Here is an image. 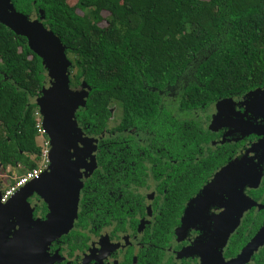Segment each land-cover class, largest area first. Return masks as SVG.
<instances>
[{
	"label": "trees",
	"instance_id": "16d2710c",
	"mask_svg": "<svg viewBox=\"0 0 264 264\" xmlns=\"http://www.w3.org/2000/svg\"><path fill=\"white\" fill-rule=\"evenodd\" d=\"M11 3L17 13L42 17L43 26L59 38L65 53L73 57L68 71L75 73L69 87L77 90L81 81L90 87L81 116L91 120L97 132L106 129L115 134L112 142L118 146L113 148L111 163L107 156L98 154L102 171L95 173L99 176L96 182L90 180L98 193L83 198L85 204L95 207L87 208L86 218L101 226L114 222L120 225V218L142 210L136 206L131 213L125 212L127 202L119 191V185L124 184L121 177L117 181L119 175L143 172V165L127 173L122 171L121 161H130L122 157L121 149L135 143L132 136L122 134L125 129L134 127L139 133L148 129L155 139L175 145L176 153L182 146L196 151L202 137L200 128L194 120L180 121L177 114H183L184 119L189 109H198L203 101L241 95L264 85V0H77L73 6L67 0ZM42 61L25 36L0 22L3 171L17 169L21 175L38 167L41 148L35 113L45 80ZM185 82L181 95L165 106L160 98L167 86ZM113 104L122 110V117L118 125L108 128ZM146 161L153 164L151 158ZM199 175H190L193 187L203 184L196 179ZM185 184L180 183L176 189L177 202L185 199ZM192 193L186 192L189 196ZM179 214L178 206L162 212V220L153 223L149 231L153 245L158 237L160 245L166 246ZM257 226L241 228L236 248L243 247ZM153 248L148 247L150 254ZM251 258L253 261L247 264H264V246Z\"/></svg>",
	"mask_w": 264,
	"mask_h": 264
},
{
	"label": "flooded vegetation",
	"instance_id": "af4514ba",
	"mask_svg": "<svg viewBox=\"0 0 264 264\" xmlns=\"http://www.w3.org/2000/svg\"><path fill=\"white\" fill-rule=\"evenodd\" d=\"M193 83L198 81L194 80ZM186 84L167 86L160 98L161 102L165 106L175 102ZM256 89L263 90L264 85L252 91ZM247 93L203 101L198 109L187 111L188 117L179 119L189 122L194 120L200 128L198 131L202 137L196 145V151L190 148L185 150L182 146L180 152L176 153L175 145L155 139L148 129L143 133L136 132L134 127L123 131L122 134L132 136L135 143L133 146L127 143L121 149L122 157L130 161L128 164L121 161L122 171L127 173L129 169L143 165V172L141 175H119L117 181L121 177L124 182L119 185V191L127 202L125 212L131 213L136 206L142 210L133 216L126 214L123 219L120 218V225L114 222L101 226L86 218L87 208L91 206L85 204L83 198L98 193L97 186L90 182H96L99 176H95V173L102 171L98 154L107 156L105 158L111 163L113 148L118 145L112 142L115 134L106 129L97 132L91 120L81 116L80 111L86 108V104L78 107L74 113L76 128L62 129L58 136L56 171L43 180L46 193L49 194L60 185L73 189L75 184L69 185L68 179H79L81 186L77 214L70 231L47 245L42 264H203L204 259L207 260L206 264H216L214 262L218 261L220 255L224 262L237 259L242 249L236 248L241 228L245 226L249 229L258 225L247 240L248 243L264 223V94L255 93L248 97ZM220 101L223 102L221 112L212 124ZM160 109L159 104L158 112ZM121 117L122 110L116 125L120 123ZM147 158H151L153 164L146 161ZM48 167L49 163L44 173ZM116 168L120 170L121 166ZM117 169L112 168L114 171ZM194 172L200 174L196 179L203 182L199 188L193 187L191 182L190 175ZM218 177L220 179L211 185ZM130 181H137L138 184ZM182 182L186 183L183 193L185 199L177 202L175 192ZM186 192L192 194L189 196ZM108 195L111 196L110 190ZM240 195L249 199L252 205L242 212L238 226L222 245L225 230L234 226L244 206L243 202L240 203ZM27 200L33 210V220L45 221L49 208L44 199L32 194ZM167 206L174 209L178 206V224L172 227V237L166 246L160 245L158 237L154 238L153 245L149 231L153 223L155 225L162 220V212ZM133 218L135 223L131 222ZM183 220L186 229L180 230ZM199 242L203 244L201 254H179L191 250L197 252ZM150 246L154 247L153 254L148 251ZM252 261L251 258L248 263Z\"/></svg>",
	"mask_w": 264,
	"mask_h": 264
},
{
	"label": "water",
	"instance_id": "95a60500",
	"mask_svg": "<svg viewBox=\"0 0 264 264\" xmlns=\"http://www.w3.org/2000/svg\"><path fill=\"white\" fill-rule=\"evenodd\" d=\"M28 16L17 13L11 0H0V22L18 35H23L28 40V46L42 59V64L47 71L42 94L37 98L38 112L41 116L42 127L50 143L49 167L47 172L21 187L7 202H0V264H42L44 250L47 245L68 233L73 226L77 214V204L81 181L68 179L70 187L61 185L54 188L53 193H46L43 180L55 173L57 166L58 136L61 130H74L76 128L74 113L78 107L86 104L90 87L81 81L79 89L69 88V71L71 62L67 59L65 47L59 38L49 30H45L42 23L30 22ZM42 19V17H41ZM38 20V19H37ZM264 94V89L250 91L246 95ZM222 101L218 102L217 110L212 124L219 117ZM58 154V153H57ZM228 169L224 171V174ZM220 178L214 179L210 184H215ZM65 191L66 193H62ZM59 192H61L59 194ZM37 194L44 199L49 208V214L45 221L33 220L32 208L28 197ZM243 196V194L241 193ZM240 195V203L244 206L240 209L237 220L230 229L225 230L222 245L233 229L238 226L242 212L252 203L245 196ZM1 199V194H0ZM228 214V212L226 213ZM238 214V212H237ZM184 220L180 230H185ZM178 234H182L179 233ZM264 245V223L255 236L242 247L237 259L224 262L221 255L216 264H247L251 257ZM203 244L199 242L198 251L189 253L180 252V255L201 254ZM203 254H206L203 252ZM210 255V254H208ZM212 259L211 257H209ZM207 260L204 259L206 264Z\"/></svg>",
	"mask_w": 264,
	"mask_h": 264
},
{
	"label": "built area",
	"instance_id": "2783aa9c",
	"mask_svg": "<svg viewBox=\"0 0 264 264\" xmlns=\"http://www.w3.org/2000/svg\"><path fill=\"white\" fill-rule=\"evenodd\" d=\"M35 116L37 122L36 129L38 132V138H40L39 146L41 148L38 167L19 175L14 179L12 184L4 188L1 194V203L7 202V200L12 195H14L21 187L26 185L28 182L37 179L49 163V140L46 136L45 130L42 127L41 116L38 111L35 113Z\"/></svg>",
	"mask_w": 264,
	"mask_h": 264
},
{
	"label": "rangeland",
	"instance_id": "374dc122",
	"mask_svg": "<svg viewBox=\"0 0 264 264\" xmlns=\"http://www.w3.org/2000/svg\"><path fill=\"white\" fill-rule=\"evenodd\" d=\"M76 2H77V0H67V3L70 6H73ZM77 12L80 13V11H77ZM104 15H105V13H103V16ZM37 19L38 18L33 15L32 17H30L29 20H30V22H34L36 20L37 22L42 23V19H38V20ZM104 25H105V23L102 22L101 26H104ZM44 29L46 31L48 30L46 27ZM67 59L69 61H72L73 57L71 55H68ZM74 73H75V71H72V72H70V75H72ZM37 111H38V109H37ZM111 113H112V117L109 120L108 127H112L118 123V120H119L120 115H121V110L118 109V106L116 104H113V107L111 106ZM177 116L181 118L183 116V114L180 113V114H177ZM39 142H40V138H37L38 145H39ZM30 158L33 159L32 156ZM12 171H13V169H11V168H7L6 171H3L1 169V166H0V189L1 190H4V188H6L10 184V182L12 183V181H14V179L20 175L19 170L14 169V173Z\"/></svg>",
	"mask_w": 264,
	"mask_h": 264
},
{
	"label": "crops",
	"instance_id": "0c3cea01",
	"mask_svg": "<svg viewBox=\"0 0 264 264\" xmlns=\"http://www.w3.org/2000/svg\"><path fill=\"white\" fill-rule=\"evenodd\" d=\"M13 173H14V169H13V171H12Z\"/></svg>",
	"mask_w": 264,
	"mask_h": 264
}]
</instances>
